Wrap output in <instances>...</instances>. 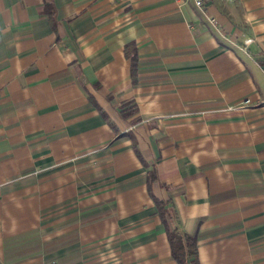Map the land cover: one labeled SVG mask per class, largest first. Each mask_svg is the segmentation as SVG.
Listing matches in <instances>:
<instances>
[{
  "label": "crops",
  "instance_id": "crops-1",
  "mask_svg": "<svg viewBox=\"0 0 264 264\" xmlns=\"http://www.w3.org/2000/svg\"><path fill=\"white\" fill-rule=\"evenodd\" d=\"M151 194L264 264V0H0V264H177Z\"/></svg>",
  "mask_w": 264,
  "mask_h": 264
},
{
  "label": "trees",
  "instance_id": "trees-1",
  "mask_svg": "<svg viewBox=\"0 0 264 264\" xmlns=\"http://www.w3.org/2000/svg\"><path fill=\"white\" fill-rule=\"evenodd\" d=\"M49 12V10H48ZM124 53L129 59V73L134 76L136 68V56L131 43L124 45ZM152 173L146 176V186L149 191ZM152 202L156 208V214L163 225L165 236L169 245L170 255L177 264H197L196 262V234L183 231L177 222L174 213L166 209V199L152 196Z\"/></svg>",
  "mask_w": 264,
  "mask_h": 264
},
{
  "label": "built area",
  "instance_id": "built-area-1",
  "mask_svg": "<svg viewBox=\"0 0 264 264\" xmlns=\"http://www.w3.org/2000/svg\"><path fill=\"white\" fill-rule=\"evenodd\" d=\"M192 1V3L195 5V6H197V7H201L202 6V4H203V0H191ZM208 21L210 22V23H214L215 22V18L214 17H209L208 18ZM246 101V99L243 101V102H245Z\"/></svg>",
  "mask_w": 264,
  "mask_h": 264
}]
</instances>
